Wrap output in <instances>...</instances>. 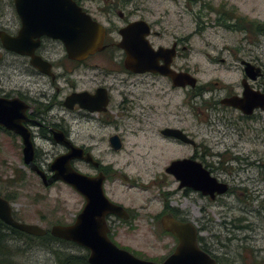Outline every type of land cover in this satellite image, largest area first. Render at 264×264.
I'll return each mask as SVG.
<instances>
[{
  "label": "rangeland",
  "instance_id": "obj_1",
  "mask_svg": "<svg viewBox=\"0 0 264 264\" xmlns=\"http://www.w3.org/2000/svg\"><path fill=\"white\" fill-rule=\"evenodd\" d=\"M144 5L155 11V15H147L150 16L149 20H162L163 16L167 20L162 27L155 25V30L193 34L187 64L199 87L211 88L219 95L217 99L226 91L222 87L235 86L238 90V83L244 76L240 60H244L261 68L262 76L251 84L256 90L264 92V35H246L227 30L216 23L223 14L226 17L234 14L262 24L264 0H149ZM98 19L111 30L123 25L115 14L110 23ZM228 23L234 24V20ZM17 24L13 8L0 6V28L11 31ZM10 60L11 56L0 46V86L4 91L8 92L14 85L30 88L32 80H44L37 74L31 75L34 71L30 68L21 71L5 68ZM181 64L184 62L179 61L178 65ZM128 79L135 84L128 89L137 97L140 78L129 76ZM32 86L39 88L35 83ZM35 88L32 90L34 93L37 92ZM185 93L177 90L172 96L176 107L173 125L187 131L197 144L207 142L216 152L229 149L235 152L239 149L242 156L256 164L245 165L241 162L231 165L233 178L227 172H216L218 178L229 183L232 192L216 203L196 195L190 196L178 190V182L165 173L170 161L189 154L190 148L164 144L155 135V139L150 141L148 131H138L136 119L125 120L117 130L124 139L122 149L114 152L105 143L96 150L104 163L112 166V177L104 186L106 194L136 216L134 222L116 224L109 236L119 248L140 259L162 262L176 246L174 238L164 234L159 223L167 204V207L177 211L180 219L190 220L197 226L201 246L214 257L217 264H264V167L257 163L261 159L264 164V112L256 111L253 123L243 124L245 133L239 138L235 127L227 124V121L238 116L236 112L222 110L216 113L217 116L210 119L211 127L206 120L208 112L204 111L207 103L197 99L185 107ZM209 94L204 95L206 101L211 100ZM134 97L132 99L135 100ZM133 114H138L137 108ZM66 115L72 129L86 138L90 134L98 136L102 133L93 121L77 120L70 114ZM222 116H226L225 120ZM158 117L160 122L155 127H163L165 117L162 111ZM238 127H242V124ZM212 130L215 131L214 139L210 134ZM115 132L111 128L105 131L107 135ZM39 146V153L43 158L47 153L44 159L50 163L55 157L51 146ZM76 167L84 173H91L86 165L77 164ZM162 192L173 194L166 197L161 195ZM0 195L10 202L16 220L38 225L48 231L55 224L74 222L84 205V199L66 185L59 183L44 187L40 179L25 166L20 139L2 131ZM8 244L10 251H13L11 256H14L9 258L11 264H56V253L59 251L65 254H89L84 248L64 243L33 246L31 241L15 238V242ZM15 246L19 250L17 255Z\"/></svg>",
  "mask_w": 264,
  "mask_h": 264
},
{
  "label": "flooded vegetation",
  "instance_id": "obj_2",
  "mask_svg": "<svg viewBox=\"0 0 264 264\" xmlns=\"http://www.w3.org/2000/svg\"><path fill=\"white\" fill-rule=\"evenodd\" d=\"M134 1L135 0H72L77 7L100 25L102 24L98 18L103 19L106 23H110L112 20L111 17L114 14L123 22V25L117 28V30H111L102 25L105 29L102 45L103 48L100 51L86 55L82 59H70L64 44L57 39H52L43 35L39 39H32V41L30 40L29 42L27 40H21L18 48H20V50L23 49L24 52L30 51L32 42L37 41L38 45L33 50V54L48 63L49 68H47V74L40 73L31 65L30 56L6 50L0 41V46L3 51L11 56V60L5 68L14 71H21L30 68L35 72H31V75L36 76L37 74V76L39 75L44 79L43 81L38 79L32 80L33 83H30V88L14 85V88H10L8 92L4 91L5 89L0 86L1 99H17L27 106L25 113L26 119L23 121L22 125L30 134V139L34 147V163L44 171L47 179H49L52 176L50 170L51 163L55 158L65 155L69 151L70 145L82 149L84 156L86 154L92 156V162H87L84 159H73L70 161V164L75 171L88 177H98L99 175H102L104 177L103 191L105 196L113 204L121 206L125 210L127 214L126 219H122L114 214H108L105 217L109 230L108 238L111 241L112 239L109 236V232L116 226V224L121 222L126 223L127 221L134 222L136 216L127 210L122 204L113 201L106 194L104 186L112 177V166L105 164L102 157L96 154V150L99 145L105 143H107L110 149L114 152L122 149L124 139L117 130L125 120L136 119L139 125L138 131H148L150 134L148 140L150 141L155 139L153 137L155 135L158 140H162L164 144L189 147V154L175 158L171 160L170 163L183 159L194 161L200 164L201 167L207 171L211 177L215 178L217 182L223 183L227 187L225 193H215L214 198L212 199L209 195H203L200 191H195L191 187L179 188V182L172 175L165 172L168 176H171L176 182H178V190H183L190 196L196 195L206 201L216 203L222 196L231 192L229 183L218 178L215 175L216 172H227V175L233 178V168H230L231 165H236L241 162L243 164L245 163V165L256 164V162L249 161V158L242 156L239 149L235 152H232L230 149L225 152H216L207 142L204 144H197L187 131L175 127L173 123L176 118V107L172 97L177 90H183L186 92L183 101L185 107L190 106L193 102H196L197 99L204 100L207 103V106L205 107L206 110L204 111L208 112V114H206V120L211 127L212 123L210 122V119L212 116H217L215 115L216 113L222 110L236 112L238 116L234 120L227 121V124L231 127H235V133H237L240 138V136L245 133L243 124L249 125V123H253L256 111L260 110L254 109L251 115H245L240 110L223 104L222 100L235 96L242 98L244 92L243 85L246 83L251 89L256 90L251 84L255 81L249 80L244 74L243 78H241L238 83V90L235 86L222 87L226 91H224L221 97L217 99L216 97L219 95H216L211 88L199 87L198 81L194 88L189 85L185 87H176L173 85L172 79L169 76L153 72L135 74L127 70L125 68L127 54L125 50L119 46L122 40L119 30L132 22L144 21L148 24L150 31L148 34H142V47L145 45L150 49L151 55L149 58L153 61L155 67L157 69H169L175 73H188L194 76L188 70L187 64L192 50L193 34H176L175 31L168 32L162 29L161 31L155 30V25L162 27L166 24L167 20H164L165 16L161 17L162 20L159 18H156L154 21L149 20L150 16L155 15L154 9L148 8L144 5V3H147L149 0H136L137 4H134ZM0 6L12 7L18 22L11 31H6L1 28L0 31L5 32L12 38H17L19 35L18 32L21 28V22L15 9V0H0ZM130 6L131 8L127 9ZM136 13L139 14L136 15ZM156 52H159V54L156 55ZM179 61H183L184 64L178 65ZM220 61L223 62V60ZM123 76H126L127 78H123ZM129 76H137L140 78L138 81L139 95L137 97H134L128 89L130 86L135 85L128 79ZM109 80H112V82H109ZM34 83L39 88L33 87L32 85ZM216 84L218 83H215V85ZM34 88L37 91L36 93L32 92ZM206 93H210L211 100L206 101L204 99ZM73 96H75V98H73ZM117 96L119 98L118 100H116ZM132 97H134L135 100L132 99ZM135 108L138 109L137 115L133 114ZM160 111L163 112L165 117L164 125L163 127H155L157 122H160L158 117ZM66 114H70L72 118H76L77 120L88 122L93 121L98 127L97 129L102 133L98 136L90 134L88 138H86L81 135L80 132L72 129L70 120L66 117ZM154 117H156V119ZM221 118L225 120L226 116H222ZM240 123L242 124V127H238ZM108 128L115 129L116 132L107 135L105 131ZM166 130H179L194 143H184L176 137L166 134ZM0 131L11 134L15 138H19L23 149L20 136L4 129L3 127H0ZM56 132L61 135L58 140L54 137ZM213 133H215L214 130L210 132L212 136ZM113 137H116L114 141L117 143L116 145L119 146L117 151L112 147ZM212 139H214V136ZM40 144L51 146V149L54 152L52 155H55V157L50 163L44 159L47 157V153H44V158L39 153L41 147L39 146ZM257 161L260 166L264 167L261 159H258ZM77 164L86 165L90 168L91 173L82 172L76 167ZM59 183L72 188L61 181H56L47 186L42 185L44 187H52ZM172 194L173 192H162L161 195L169 197ZM166 214L173 216L168 212L162 216ZM175 219L184 222L190 221L185 220L184 218L180 219L178 216ZM70 224L55 225L66 226ZM45 231L46 233L44 237L50 235V230ZM207 253L214 258L209 252Z\"/></svg>",
  "mask_w": 264,
  "mask_h": 264
},
{
  "label": "water",
  "instance_id": "obj_3",
  "mask_svg": "<svg viewBox=\"0 0 264 264\" xmlns=\"http://www.w3.org/2000/svg\"><path fill=\"white\" fill-rule=\"evenodd\" d=\"M15 9L21 22L19 35L17 38H12L0 31L2 46L6 50L30 56L31 65L42 74L48 73L49 65L34 56L33 50L38 45L37 41L32 42L30 51L24 52L23 49L18 48L21 40L29 42L32 39H39L43 35L60 40L70 59H82L103 48L104 27L92 20L72 0H15ZM149 31V26L144 21L132 22L119 30L122 38L119 46L127 54L125 68L135 74L160 73L169 76L176 87L189 85L194 88L197 84L196 77L188 73H175L169 69L155 67L149 58L150 49L145 45L142 47V34H148ZM157 54L159 52H156ZM240 64L249 80L256 81L262 76L260 67L244 60ZM243 86L242 98L235 96L222 100V103L240 110L245 115H251L254 109L264 111V93L251 89L247 83ZM26 110L27 106L22 101L0 98V127L21 137L25 166L40 178L43 185L47 186L61 181L71 186L85 201L82 210L72 224L51 227L49 233L52 237L72 242L86 249L89 252L88 264H216V260L201 247L200 232L196 225L191 221L176 220L170 214L161 217L160 225L165 232L175 238L177 243L173 252L162 262L140 259L114 244L108 238L109 230L105 217L108 214H114L126 219L125 210L121 206L113 204L105 196L102 175L88 177L75 171L70 164L73 159L92 162V156L90 154L84 156L82 149L70 145L69 151L65 155L53 160L50 165L52 176L47 179L44 171L33 161L34 147L28 130L22 125L26 119ZM165 133L184 143H194L179 130H166ZM54 137L58 140L61 135L56 132ZM115 139L116 137H113L112 147L117 151L119 146L116 145ZM165 172L179 182V188L191 187L203 195H209L212 199L215 193L223 194L227 190L225 184L217 182L200 164L194 161L186 159L173 161L167 166ZM0 221L12 229L34 237H42L46 233L38 225L17 221L12 215L10 203L1 196Z\"/></svg>",
  "mask_w": 264,
  "mask_h": 264
},
{
  "label": "trees",
  "instance_id": "obj_4",
  "mask_svg": "<svg viewBox=\"0 0 264 264\" xmlns=\"http://www.w3.org/2000/svg\"><path fill=\"white\" fill-rule=\"evenodd\" d=\"M206 5L208 6L210 4L206 3ZM232 19L234 20V24L228 23V21H230ZM216 23L218 25H220L221 27L227 29V30L240 31V32L245 33L246 35H251V36L264 35V23L260 24L258 22H254L252 20L250 21V20L246 19V17L240 16V15L235 16L233 14L232 16L226 17L223 14L221 16V20L217 19ZM251 32L253 34H251ZM3 198L6 199L5 197H3ZM165 206H166L165 211H164L165 213L166 212L171 213L175 218L178 216L176 210H173L172 208L167 207V204H165ZM163 233L167 234L168 236L173 237L171 234L165 232L164 230H163ZM15 238L16 239L20 238V239L31 241L33 246H40L41 244L45 245L46 243L50 244V245L52 243H64V244L80 247V246H78L72 242H67L64 240L54 238L51 235H47L45 237L44 236L43 237H34L31 235H27V234H24L22 232H19L15 229L8 227L7 225H5L4 223H2L0 221V264H11L12 263V261L9 258H12L14 256H11V254H12L11 252H13V251L12 250L10 251V246H9L8 242H15ZM174 240H175V238H174ZM199 243H201V238H199ZM17 248L18 247L15 246V250L17 251L15 255H17L19 253V250ZM80 248H82V247H80ZM202 248L205 252H208L204 247H202ZM9 256H11V257H9ZM87 258H88V255L65 254V253H61L59 251L56 253V264H88Z\"/></svg>",
  "mask_w": 264,
  "mask_h": 264
}]
</instances>
